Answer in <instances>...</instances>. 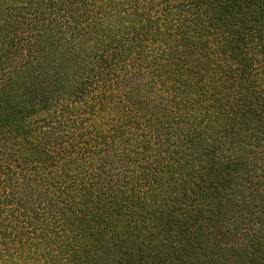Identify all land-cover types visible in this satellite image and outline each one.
<instances>
[{
    "label": "trees",
    "instance_id": "16d2710c",
    "mask_svg": "<svg viewBox=\"0 0 264 264\" xmlns=\"http://www.w3.org/2000/svg\"><path fill=\"white\" fill-rule=\"evenodd\" d=\"M0 264H264V0H0Z\"/></svg>",
    "mask_w": 264,
    "mask_h": 264
}]
</instances>
